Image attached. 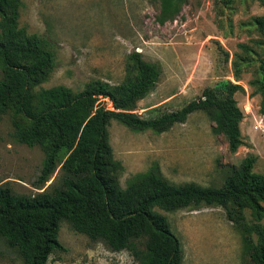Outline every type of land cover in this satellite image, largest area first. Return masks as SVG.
Listing matches in <instances>:
<instances>
[{
	"label": "rangeland",
	"instance_id": "rangeland-1",
	"mask_svg": "<svg viewBox=\"0 0 264 264\" xmlns=\"http://www.w3.org/2000/svg\"><path fill=\"white\" fill-rule=\"evenodd\" d=\"M18 26L49 41L56 65L36 88L65 85L80 91L93 79L120 82L127 56L139 52L159 62L156 88L139 99L133 112L143 117L179 109L207 87L229 80L241 88L234 93L243 113L239 123L243 144L230 151L203 111L193 112L169 130L133 131L116 120L108 126L113 159L121 169L122 187L153 165L174 183L220 186L230 167L255 157L253 171L264 174V111L261 110L264 32L254 22L264 15L259 0H180L176 11L165 12L163 0H19ZM263 66V67H262ZM113 109L108 99H99ZM10 114L0 118V184L9 182L17 193L34 194L44 154L12 135ZM58 166L47 187L58 177ZM264 206V203H261ZM163 215L182 246V264H248L242 235L219 206L183 208ZM249 224L264 225L244 208ZM254 240L256 235L253 234ZM58 239L63 250L46 264H136L127 250L112 251L102 242L76 232L61 221ZM0 264H26L18 248L0 235Z\"/></svg>",
	"mask_w": 264,
	"mask_h": 264
},
{
	"label": "trees",
	"instance_id": "trees-1",
	"mask_svg": "<svg viewBox=\"0 0 264 264\" xmlns=\"http://www.w3.org/2000/svg\"><path fill=\"white\" fill-rule=\"evenodd\" d=\"M179 1L163 0L165 12L176 11ZM20 4L0 0V118L10 114L15 140L42 150L36 179L42 190L23 194L9 182L0 184V235L18 248L25 263L46 264L51 254L63 250L58 231L61 221H67L73 230L112 251L127 250L136 264H182L179 239L153 208L172 212L219 206L241 233L248 264H264V225L249 224L243 212L248 207L257 219L264 217V174L253 171L255 157L231 166L218 187L171 182L156 165L122 187L118 180L122 167L113 159L108 136L111 120L133 131L161 133L203 111L213 122V131L236 151L243 144L239 128L243 113L233 95L241 87L225 80L179 109L159 111L155 106L150 108L154 114L143 117L132 110L156 88L162 66L132 52L118 83L93 79L80 91L62 84L36 88L48 79L56 61L46 38L18 26ZM254 22L264 32V15ZM100 98L108 99L113 109L103 106ZM58 166V177L43 188Z\"/></svg>",
	"mask_w": 264,
	"mask_h": 264
}]
</instances>
